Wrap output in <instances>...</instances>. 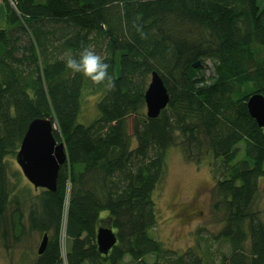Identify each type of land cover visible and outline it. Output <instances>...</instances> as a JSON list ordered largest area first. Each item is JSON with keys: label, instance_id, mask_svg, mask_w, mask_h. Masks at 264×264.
<instances>
[{"label": "trees", "instance_id": "16d2710c", "mask_svg": "<svg viewBox=\"0 0 264 264\" xmlns=\"http://www.w3.org/2000/svg\"><path fill=\"white\" fill-rule=\"evenodd\" d=\"M1 3L0 229L8 212L12 227L21 228L9 158L18 152L28 124L49 119L67 156L56 191L42 190L29 214L32 229L47 236L54 229L33 264H264V223L253 211L260 184L264 187V130L246 107L254 94L264 98V85L250 83L253 74L264 73V5L257 0ZM83 47L107 57L114 91L66 68L64 54L77 56ZM206 63L214 76L205 75ZM153 72L169 103L149 119L143 97ZM84 91L98 95L97 115L88 124L78 121ZM179 141L188 162L209 163L217 175L213 208L221 224L214 239L199 238L182 254L162 249L150 234L157 223L153 193L164 175L166 152ZM104 219L116 235L106 257L97 253L94 234L85 235L87 225ZM62 225L68 242L64 260Z\"/></svg>", "mask_w": 264, "mask_h": 264}, {"label": "rangeland", "instance_id": "374dc122", "mask_svg": "<svg viewBox=\"0 0 264 264\" xmlns=\"http://www.w3.org/2000/svg\"><path fill=\"white\" fill-rule=\"evenodd\" d=\"M259 5H264V0H257ZM0 28L4 26L2 6L0 8ZM236 50L241 59L245 58V51L236 45ZM254 52L260 49L253 47ZM205 75L214 76V70L210 63H206ZM250 83L258 88L264 85V73H256L250 77ZM97 93L84 91L81 103V111L78 118L79 123H90L96 117L95 103ZM146 114L144 106L143 110ZM177 140H180L178 138ZM181 141L171 147L165 155V171L161 182L153 193L157 223L150 232L151 236L161 243L162 249L177 253H184L195 248L202 239H214L221 230L218 222L220 215L214 212L216 196L214 193L217 175L211 171L209 163L199 165L188 162L181 150ZM207 156V155H205ZM10 159L11 169L16 172V177L11 178L13 193L18 199L19 208L22 212L21 228L19 225L12 227L9 215L5 216V227L0 229V264H33L37 259V249L42 240L43 231L32 229L30 226L29 214L33 203L40 195L42 189H34L24 178L15 162V156ZM203 160V158H202ZM45 191V190H43ZM12 206L11 208H13ZM253 211L264 223V187L260 184L256 199L254 200ZM104 214H101V218ZM28 217V219H27ZM64 225V223H63ZM60 234V252L64 260L68 249L64 234V226ZM86 226L85 235L95 234L98 228H109L107 219L99 222L95 227ZM49 240L54 236V229L48 231ZM19 236V237H17ZM210 237V238H208ZM217 242H213L212 249L216 250ZM108 256V255H107ZM65 264V263H64Z\"/></svg>", "mask_w": 264, "mask_h": 264}, {"label": "water", "instance_id": "95a60500", "mask_svg": "<svg viewBox=\"0 0 264 264\" xmlns=\"http://www.w3.org/2000/svg\"><path fill=\"white\" fill-rule=\"evenodd\" d=\"M197 62L193 67H198ZM146 117L155 119L169 103V95L156 73H152L148 87L144 93ZM249 116L259 129L264 130V98L261 94L252 95L246 103ZM67 156L64 144L53 137V126L49 119L32 120L20 142L15 155V162L22 175L34 189H42L54 193L57 189L59 169L66 163ZM48 236L44 234L37 249L41 256L47 246ZM97 253L106 257L116 244V235L111 228H98L95 234Z\"/></svg>", "mask_w": 264, "mask_h": 264}, {"label": "clouds", "instance_id": "9594fccd", "mask_svg": "<svg viewBox=\"0 0 264 264\" xmlns=\"http://www.w3.org/2000/svg\"><path fill=\"white\" fill-rule=\"evenodd\" d=\"M136 31L144 38L142 28L135 26ZM107 57L98 54L92 47H83L77 56L66 52L63 61L67 69L73 74H81L94 85H103L107 91L115 90V76L109 74L110 64L105 62Z\"/></svg>", "mask_w": 264, "mask_h": 264}, {"label": "crops", "instance_id": "0c3cea01", "mask_svg": "<svg viewBox=\"0 0 264 264\" xmlns=\"http://www.w3.org/2000/svg\"><path fill=\"white\" fill-rule=\"evenodd\" d=\"M2 3H1V0H0V7H1Z\"/></svg>", "mask_w": 264, "mask_h": 264}]
</instances>
